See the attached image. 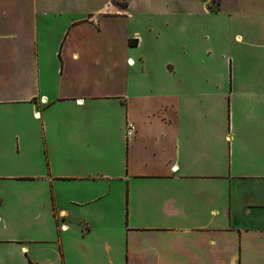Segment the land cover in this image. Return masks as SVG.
<instances>
[{
    "label": "crops",
    "instance_id": "obj_1",
    "mask_svg": "<svg viewBox=\"0 0 264 264\" xmlns=\"http://www.w3.org/2000/svg\"><path fill=\"white\" fill-rule=\"evenodd\" d=\"M0 264H264V0H0Z\"/></svg>",
    "mask_w": 264,
    "mask_h": 264
},
{
    "label": "built area",
    "instance_id": "obj_2",
    "mask_svg": "<svg viewBox=\"0 0 264 264\" xmlns=\"http://www.w3.org/2000/svg\"><path fill=\"white\" fill-rule=\"evenodd\" d=\"M128 63H129L130 65L133 64L132 62H130V60L128 61ZM34 115H35L36 118H39V113H35ZM133 130H134V129H133L132 126H128V127H127V130H126V135H128V136L131 135V133L133 132Z\"/></svg>",
    "mask_w": 264,
    "mask_h": 264
}]
</instances>
